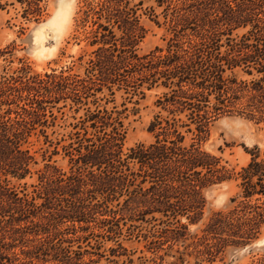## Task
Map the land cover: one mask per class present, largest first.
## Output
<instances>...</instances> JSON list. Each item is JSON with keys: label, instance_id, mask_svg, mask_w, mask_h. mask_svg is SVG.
Returning a JSON list of instances; mask_svg holds the SVG:
<instances>
[{"label": "trees", "instance_id": "1", "mask_svg": "<svg viewBox=\"0 0 264 264\" xmlns=\"http://www.w3.org/2000/svg\"><path fill=\"white\" fill-rule=\"evenodd\" d=\"M14 1L26 5L24 16L41 13V0ZM153 1L167 19L164 45L136 52L145 33L135 9L142 0L133 5V0L86 1L79 19L82 27L90 23L83 76L70 69L31 73L27 64L0 76L2 235L7 232L13 241L26 242L34 241L29 235L45 234L41 246L60 234L58 227L65 221L114 214L109 203L122 195L121 207L130 216L149 215L169 225V239H192L197 254L208 262L226 246L250 244L264 231V205L258 203L264 197V153L254 145L249 161L236 170L200 145L222 114L264 122V0ZM6 4L0 0V9ZM238 29L243 32L233 35ZM236 68L252 77L238 78ZM104 87L111 96L116 87L141 97L145 90L161 88L155 101L159 111L148 127L152 142L123 151L126 130L119 113L97 104L96 94ZM90 96L95 108H87L78 121L83 136L66 151L69 174L47 164L36 192L43 201L37 204L35 197L19 194L9 178L20 180L31 173L34 158L22 145L30 131L45 124L46 113L52 115L49 104L67 97L81 103ZM191 125L197 141L185 143L180 128L191 132ZM88 129L94 132L89 135ZM230 180L239 187L230 198L232 205L212 212L199 227V236L189 233V224L202 221L204 189ZM3 250L0 246V260Z\"/></svg>", "mask_w": 264, "mask_h": 264}, {"label": "rangeland", "instance_id": "2", "mask_svg": "<svg viewBox=\"0 0 264 264\" xmlns=\"http://www.w3.org/2000/svg\"><path fill=\"white\" fill-rule=\"evenodd\" d=\"M6 1L8 4L0 9V51L8 48L6 52H0V76L11 74L22 64L29 65L31 73L41 75L52 70L57 73L61 69L84 75L85 61L90 51L84 36L90 23L82 27L79 19L86 8V1L96 0H41V13L34 16H24L25 4ZM138 1L133 0L131 5ZM150 7L154 9L153 12ZM162 8L156 6L153 0H142L141 4L135 6L139 23L145 30L143 38L136 45V52L140 55L155 46L164 45V38L169 35ZM242 32L243 29H238L232 34ZM82 53L86 54L79 59ZM233 73L241 79L252 77L240 68L234 69ZM113 90L112 96L105 87L97 93V104L100 108L106 107L119 113L126 130L123 151L126 152L138 142H152L153 134L148 127L159 111L155 101L161 88L145 90L143 97L116 87ZM93 98L87 97L79 103L67 97L49 104L48 110H51L52 115L49 116L47 112L45 124L30 131L22 145L34 158L31 173L20 180L9 178L10 185L19 194L35 197L37 204L43 201L36 197V192L41 188L39 176L47 164L69 174V156L66 151L71 150L69 146L74 147L77 139L83 136L78 121L84 117L87 108H95ZM111 98L113 101L106 102L105 99ZM166 114L162 112L163 116ZM74 124L77 125L74 127ZM88 130L89 135L94 132ZM185 130V127L180 128L185 135V143L197 141L194 125H191V132ZM200 145L221 156L226 165L239 170L249 161V149L254 145L264 153V122L236 113L222 114L209 125L208 134L200 141ZM237 182L224 181L204 189L206 204L202 221L189 224V233L196 232L199 236V227L212 212L232 205L230 198L239 191ZM125 198L122 195L109 203V207L116 210L114 214L106 212L101 216L96 213L87 222H63L58 227L60 234L47 239L41 246L39 241L44 240L45 234L29 235L28 238L34 241L21 242L13 241L7 232L4 235L0 233V246L4 247L0 264H264V231L250 244L226 246L218 258L208 262L197 254L194 244H191L192 239H169L170 233L165 229L169 225L158 219L153 220L149 215L130 216V212L121 207ZM117 201L119 205H116ZM258 203L264 205V197L260 196ZM181 222L187 221L182 217Z\"/></svg>", "mask_w": 264, "mask_h": 264}, {"label": "bare ground", "instance_id": "3", "mask_svg": "<svg viewBox=\"0 0 264 264\" xmlns=\"http://www.w3.org/2000/svg\"><path fill=\"white\" fill-rule=\"evenodd\" d=\"M62 27V26H61ZM59 30H60V28H59Z\"/></svg>", "mask_w": 264, "mask_h": 264}]
</instances>
